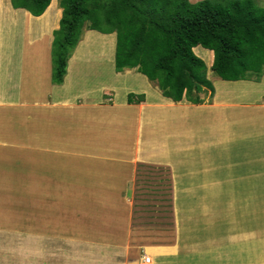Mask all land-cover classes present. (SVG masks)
Returning <instances> with one entry per match:
<instances>
[{"label":"crops","instance_id":"1","mask_svg":"<svg viewBox=\"0 0 264 264\" xmlns=\"http://www.w3.org/2000/svg\"><path fill=\"white\" fill-rule=\"evenodd\" d=\"M11 7L0 0V264H72L57 257V235L79 211L71 204L87 213L94 196L115 195L141 163L164 167V242L143 238L150 263L136 246V256L95 264H264V65L194 104L163 96L136 66L117 70L113 56V77L131 80L124 98L114 99L117 83H101L91 89L97 98L78 102L83 80L71 63L74 50L62 83L51 79L59 0L38 16ZM193 51L208 55L209 79L212 50ZM233 88L258 91L229 99L225 106L234 108L224 114L208 113L207 129H189L199 122L189 115L216 109ZM105 89L112 91L107 101ZM129 93L145 99L128 103ZM130 238L131 246L142 240Z\"/></svg>","mask_w":264,"mask_h":264},{"label":"trees","instance_id":"2","mask_svg":"<svg viewBox=\"0 0 264 264\" xmlns=\"http://www.w3.org/2000/svg\"><path fill=\"white\" fill-rule=\"evenodd\" d=\"M50 1L10 0L14 8L34 16L42 14ZM59 4L62 15L51 48L54 84L62 83L84 27L115 33V67L136 66L174 102L203 104L201 93L208 90L209 99L214 94L213 83L203 72L206 64L193 51L196 45L212 50L211 69L222 80L243 79L264 65V5L256 0H59ZM144 99V94L127 97L128 103Z\"/></svg>","mask_w":264,"mask_h":264},{"label":"rangeland","instance_id":"3","mask_svg":"<svg viewBox=\"0 0 264 264\" xmlns=\"http://www.w3.org/2000/svg\"><path fill=\"white\" fill-rule=\"evenodd\" d=\"M189 1L193 2L197 0ZM256 2L259 4L263 3L264 5V0H256ZM11 9L18 10L13 6L10 8V12H12ZM15 13L20 15V12ZM81 37L84 38H82L81 43H77L73 51L76 53L71 59L72 66L75 65V72L80 71V76H82L83 80L82 84L78 85L83 90L82 94L79 95L78 102L80 100L87 101L89 98H97L99 90L91 89L100 86L101 83L110 85L117 83L120 85L117 87L115 93H113L114 99H123L125 96L124 90H127L124 88V84H131V80H124L123 78L124 81L122 79L118 80L113 77L111 72L113 69L111 57L114 56L115 50V33L103 34L95 30H87L84 27ZM200 57L206 64L210 62L208 55H202ZM208 69L211 71L209 67ZM122 70L120 69V71ZM253 76L254 74L248 73L244 78H251ZM209 77L211 79L210 81L213 82L215 91L217 88L221 89L224 87L225 84H228L229 87L231 85L232 89L234 84L237 85L241 82L222 80L214 72H211ZM254 89H258V87ZM229 91L224 97L225 102L217 105L216 109H202L189 115L186 118L189 122H193L195 118H197L196 121L199 120L198 123H195V127H192V124L189 129H207L208 122H206V116L214 113L224 114L226 108H234L233 106H225V103H228L232 97L234 100H239L242 96H249L246 93L240 94L236 89L233 92ZM256 93H251L249 97L255 96ZM102 96L104 97V101H107L108 98L112 97V91L110 92L105 89V93ZM200 96L205 98L203 104L209 103L208 101L211 100L209 99L208 90L201 93ZM60 132H57L58 140L62 139L64 135L60 134ZM132 175L134 176L125 185L120 186L115 195H108L109 198L106 199H103L100 194L94 196L96 199L88 203L87 213L79 206V203L71 204V206H75L73 213L76 209L79 211H76L72 217H67V223L65 224L66 233L57 235L58 259L64 257L68 258V261L73 259V262L71 260L72 264H85L86 262L95 264L94 259L97 258L108 261V259L112 258L136 256L134 253V247L136 246H139V256L145 259L149 258V256L144 252L145 242L143 238L157 237L159 242H164V239H160V236H162L161 233L164 232V167L157 164L141 163L134 167V174ZM12 212L17 213L15 209ZM85 214L88 215L87 218ZM87 220L88 225H86ZM117 224L123 227L119 229ZM62 227H64V222L63 225L58 223V231H63L64 228L61 229ZM129 227L132 229V236L138 235L142 239L140 243L133 241V246H131V235L128 232ZM135 228L141 229L139 231L137 229L136 231L134 230ZM85 231L87 232L83 233ZM127 248L129 249L128 251Z\"/></svg>","mask_w":264,"mask_h":264},{"label":"built area","instance_id":"4","mask_svg":"<svg viewBox=\"0 0 264 264\" xmlns=\"http://www.w3.org/2000/svg\"><path fill=\"white\" fill-rule=\"evenodd\" d=\"M149 261V259L148 258H145V262H148Z\"/></svg>","mask_w":264,"mask_h":264},{"label":"bare ground","instance_id":"5","mask_svg":"<svg viewBox=\"0 0 264 264\" xmlns=\"http://www.w3.org/2000/svg\"><path fill=\"white\" fill-rule=\"evenodd\" d=\"M149 259V262L148 263H150V258H148Z\"/></svg>","mask_w":264,"mask_h":264}]
</instances>
